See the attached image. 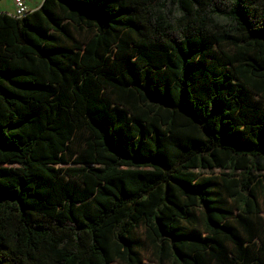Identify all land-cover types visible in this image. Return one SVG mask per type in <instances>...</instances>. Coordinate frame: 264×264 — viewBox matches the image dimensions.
Returning a JSON list of instances; mask_svg holds the SVG:
<instances>
[{
  "label": "trees",
  "instance_id": "1",
  "mask_svg": "<svg viewBox=\"0 0 264 264\" xmlns=\"http://www.w3.org/2000/svg\"><path fill=\"white\" fill-rule=\"evenodd\" d=\"M148 260L264 264V0L0 12V264Z\"/></svg>",
  "mask_w": 264,
  "mask_h": 264
},
{
  "label": "built area",
  "instance_id": "2",
  "mask_svg": "<svg viewBox=\"0 0 264 264\" xmlns=\"http://www.w3.org/2000/svg\"><path fill=\"white\" fill-rule=\"evenodd\" d=\"M14 11L10 13L15 17H23L31 12L26 0H12Z\"/></svg>",
  "mask_w": 264,
  "mask_h": 264
},
{
  "label": "rangeland",
  "instance_id": "3",
  "mask_svg": "<svg viewBox=\"0 0 264 264\" xmlns=\"http://www.w3.org/2000/svg\"><path fill=\"white\" fill-rule=\"evenodd\" d=\"M33 1H34V2H39V3L43 2V0H33ZM0 8H2V9H7V10L10 11V12H13V11H14L13 3H12V1H10V0H0ZM215 173H217V171H215ZM146 253H147V252H145V255H146ZM147 255H148V254H147ZM151 257H152L151 255H148V256H147V259H148V258H151ZM147 259L145 258V259H144V262H146ZM147 263H149V264H157V262H155V261H153V260H148Z\"/></svg>",
  "mask_w": 264,
  "mask_h": 264
},
{
  "label": "crops",
  "instance_id": "4",
  "mask_svg": "<svg viewBox=\"0 0 264 264\" xmlns=\"http://www.w3.org/2000/svg\"><path fill=\"white\" fill-rule=\"evenodd\" d=\"M10 1H12V0H10ZM26 2H27V5H28L30 10H35V9L39 8L42 4V2L41 3L34 2L33 0H26ZM0 12L12 13V12L8 11L7 9H2V8H0Z\"/></svg>",
  "mask_w": 264,
  "mask_h": 264
}]
</instances>
